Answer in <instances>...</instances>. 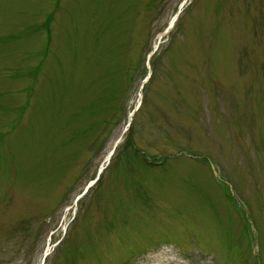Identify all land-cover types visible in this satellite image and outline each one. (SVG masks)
<instances>
[{"label": "rangeland", "instance_id": "rangeland-1", "mask_svg": "<svg viewBox=\"0 0 264 264\" xmlns=\"http://www.w3.org/2000/svg\"><path fill=\"white\" fill-rule=\"evenodd\" d=\"M0 156V264H261L264 0H0Z\"/></svg>", "mask_w": 264, "mask_h": 264}, {"label": "trees", "instance_id": "trees-1", "mask_svg": "<svg viewBox=\"0 0 264 264\" xmlns=\"http://www.w3.org/2000/svg\"><path fill=\"white\" fill-rule=\"evenodd\" d=\"M126 66H125V71H124V86L126 85V82H127V79H128V76H129V71H130V67H131V69L133 68V63H128V60L126 61ZM153 80H154V77L152 78V80H151V84H153ZM18 80H16V79H14V78H11V79H9L8 80V83H11V84H15L16 82H17ZM127 86V85H126ZM17 88V87H16ZM125 90V89H124ZM16 90H12L11 92H9V93H12L10 96L12 97V96H14V92H15ZM149 91H150V88H149ZM121 101H122V97H121V100H119V102L117 103V105L115 106V108H117V111H118V107L120 106V103H121ZM26 107L24 108V109H27V107H30L31 106V104L29 103V102H27L26 104ZM22 108V107H21ZM20 111V110H19ZM23 113L25 114V112L23 111ZM136 117H137V115H136ZM108 120L107 121H105L106 123V125L107 126H112L113 124H115L116 122H114L113 121V117H112V119L111 120H109V118H107ZM136 119V118H135ZM115 120H116V118H115ZM22 122H23V119H20L19 120V118L18 119H16L15 120V123L18 125V123L20 124V125H22ZM136 120H135V122H134V128L136 127ZM106 126V127H107ZM101 132H102V130H101ZM75 136V135H74ZM72 137L71 138V141L75 138V137ZM100 137L99 136H95L94 137V140H96V139H99ZM129 138V139H128ZM127 138V142H125V146H124V148L127 150V148L130 146V145H135V144H132V142L134 141L133 139H132V134H131V136H129ZM93 140V141H94ZM1 156H3V154L1 155ZM1 156H0V172H2V169H1V165H2V162H1ZM97 156H98V154H97ZM81 160V159H80ZM78 163H80V162H78ZM85 164V162L83 163V165ZM162 165V164H161ZM81 167H82V162L79 164V168L81 169ZM72 175H74V174H72ZM73 177H71V179H70V181L68 182V183H70V184H75L76 183V181L80 178V175H75L74 176V178L72 179ZM260 261H261V259H260ZM129 263V261H127L126 262V264H128ZM264 263V261H262V263L261 264H263Z\"/></svg>", "mask_w": 264, "mask_h": 264}, {"label": "bare ground", "instance_id": "bare-ground-1", "mask_svg": "<svg viewBox=\"0 0 264 264\" xmlns=\"http://www.w3.org/2000/svg\"><path fill=\"white\" fill-rule=\"evenodd\" d=\"M156 46H157V45H156ZM111 155H112V154H110L109 157H110ZM109 157H108L107 160H109ZM93 185H94V184H93ZM48 248H50V249H47L46 252H45V254H44V255H46V257H48V256L51 254L50 252H51V249H52V248H51V245H50V244L48 245ZM41 264H42V263H41Z\"/></svg>", "mask_w": 264, "mask_h": 264}]
</instances>
